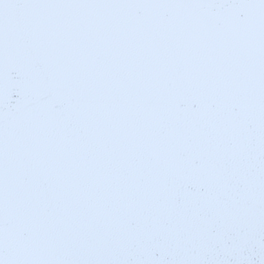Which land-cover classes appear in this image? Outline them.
<instances>
[{
	"label": "snow or ice",
	"instance_id": "1",
	"mask_svg": "<svg viewBox=\"0 0 264 264\" xmlns=\"http://www.w3.org/2000/svg\"><path fill=\"white\" fill-rule=\"evenodd\" d=\"M0 264H264V0H0Z\"/></svg>",
	"mask_w": 264,
	"mask_h": 264
}]
</instances>
